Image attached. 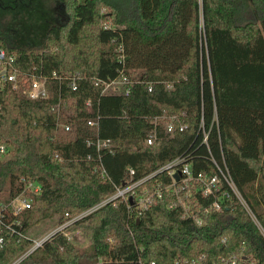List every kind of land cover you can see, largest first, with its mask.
Here are the masks:
<instances>
[{
  "label": "trees",
  "instance_id": "obj_1",
  "mask_svg": "<svg viewBox=\"0 0 264 264\" xmlns=\"http://www.w3.org/2000/svg\"><path fill=\"white\" fill-rule=\"evenodd\" d=\"M30 1L0 0V46L24 73L52 78L53 95L32 100L0 89V139L11 146V156L0 159V210L23 192L32 198L19 214L4 212L0 264L32 247L34 223L83 213L112 195L128 168L138 180L178 156L196 172L228 171L251 212L223 182L215 194L189 197L188 215L163 190L171 176L159 171L137 188L163 190L141 212L131 200L109 201L74 222L88 246L56 231L17 264L212 262L243 245L264 264V0H61L64 20L39 42H20L23 32H7L2 19L20 13L24 23ZM122 70L137 79L130 92L102 93L95 80ZM76 72L74 89L67 76ZM60 98L67 108L58 116L51 105ZM171 115L187 127L165 132V119L155 118ZM97 116L98 125H89ZM153 129L158 137L148 144ZM95 137L109 138L112 150L89 146ZM27 181L41 189L26 190ZM226 190L222 210L207 211Z\"/></svg>",
  "mask_w": 264,
  "mask_h": 264
},
{
  "label": "built area",
  "instance_id": "obj_2",
  "mask_svg": "<svg viewBox=\"0 0 264 264\" xmlns=\"http://www.w3.org/2000/svg\"><path fill=\"white\" fill-rule=\"evenodd\" d=\"M71 80V86L77 88V79L81 78L80 73H70L67 76ZM59 79H62L59 78ZM134 75H129L124 70H122L116 76H110L107 78H98L96 79V85L102 86V93H123L128 94L131 90L132 85L135 83ZM171 87V84L167 85ZM10 87L13 90L21 91L24 96L28 99L39 100L51 98L53 95V79L45 76L41 73L31 72L29 74L24 73L20 66L16 63V55L9 54L7 50L0 46V89ZM88 107L91 108V102H87ZM67 108V103L63 102L60 98L57 102L51 105V109L54 112H57L58 116ZM165 119L164 131L167 133H175L178 131H183L187 126L183 123L177 122V117L174 115L171 116H161L160 118H155V121ZM99 121V116L96 118H90L88 124L91 126H97ZM62 126L65 130H70L71 126L68 124L57 123V127ZM158 137L156 129H153L147 137V143L151 144ZM207 140V133H205L204 141ZM111 140L109 138H100L95 137L87 140L89 146H96L98 150L103 148H110ZM110 150H112L110 148ZM11 154V146L8 142L0 139V159L9 157ZM166 171L171 176V183L164 186L163 190L170 191L173 193L179 203L186 210L187 214L190 215V198L197 194L202 196H209L215 194L221 189V185L225 182L228 187L233 190L234 194L241 200V202L246 206L247 210L251 212L248 204L246 203L241 192L237 188L234 180L228 171L220 169L219 173L210 175L207 172H196L193 169L192 162L187 160L185 156H178L173 160L169 161L162 167H160L154 173L144 177L142 179L134 180V169L128 168V177L123 182L121 186H116V191L110 195L107 199L100 203L101 206L109 201L114 199H120L124 201H130L133 199V204L135 209L138 212H141L144 208L148 207L156 197H161L163 195V190L160 185H154L152 188H145L141 191H138L137 188L145 179L154 175L157 172ZM178 174L179 179L177 180L174 175ZM41 189V184L34 181L26 182V190L38 192ZM228 195V190L223 191L221 195L216 198L207 208V211H220L223 208V199L224 196ZM32 204V198L27 193L23 192L14 198L11 201L3 205L2 210H0V230H3V219L4 212L8 211L15 215L19 214L23 210L30 208ZM130 205V206H131ZM95 206L83 213L70 216L65 220L59 223V226L52 232L61 231L63 234L72 242L76 241V234L71 231V227L74 225V222L81 216L89 213L93 209L97 208ZM198 223H201L199 217H195ZM7 228H11V225L7 224ZM51 235V234H50ZM49 235V236H50ZM42 239H32V247L22 256L35 250L37 247L42 246L48 237ZM0 242H3V237H0ZM75 243V242H74ZM22 257L17 259L12 264H17ZM103 260H100V263ZM139 263L142 264V260H139ZM257 262L248 257L245 252L244 245L239 248L237 251H228L224 254H221L212 262H207L203 260L201 256H192V257H179L176 258L173 262L169 264H256ZM147 264V263H146ZM148 264H156L155 261H151Z\"/></svg>",
  "mask_w": 264,
  "mask_h": 264
},
{
  "label": "rangeland",
  "instance_id": "obj_3",
  "mask_svg": "<svg viewBox=\"0 0 264 264\" xmlns=\"http://www.w3.org/2000/svg\"><path fill=\"white\" fill-rule=\"evenodd\" d=\"M61 0H32L30 1L28 18L24 23L19 20L22 18L20 13H16L14 16L16 20L11 19V15L7 14L2 19L3 29L9 33H16L22 31L18 37L19 41L22 42L25 38V42H39L43 38L44 32L55 22H61L65 18L64 12H61ZM108 9H103L102 12H107ZM27 12V11H26ZM15 25L17 30L13 32L10 30V26ZM26 31V33H24ZM11 156V155H9ZM61 222V213H53L51 216L43 218L38 222L34 223L28 230L27 235L32 239H42L50 234L59 226ZM71 231L76 234L75 244L80 248L88 246L89 240L85 237L83 232L78 226L73 225ZM23 256V255H22Z\"/></svg>",
  "mask_w": 264,
  "mask_h": 264
},
{
  "label": "water",
  "instance_id": "obj_4",
  "mask_svg": "<svg viewBox=\"0 0 264 264\" xmlns=\"http://www.w3.org/2000/svg\"><path fill=\"white\" fill-rule=\"evenodd\" d=\"M174 177L178 180L179 179V176L178 174H175ZM131 202H133V199L131 198Z\"/></svg>",
  "mask_w": 264,
  "mask_h": 264
}]
</instances>
